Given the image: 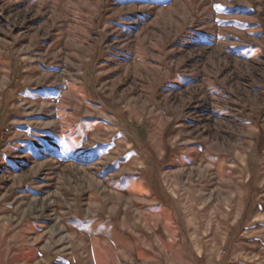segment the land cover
Instances as JSON below:
<instances>
[{"label":"rangeland","instance_id":"374dc122","mask_svg":"<svg viewBox=\"0 0 264 264\" xmlns=\"http://www.w3.org/2000/svg\"><path fill=\"white\" fill-rule=\"evenodd\" d=\"M0 264H264V0H0Z\"/></svg>","mask_w":264,"mask_h":264}]
</instances>
